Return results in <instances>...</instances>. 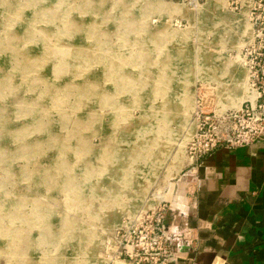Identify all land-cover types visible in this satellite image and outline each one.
<instances>
[{
	"label": "rangeland",
	"instance_id": "1",
	"mask_svg": "<svg viewBox=\"0 0 264 264\" xmlns=\"http://www.w3.org/2000/svg\"><path fill=\"white\" fill-rule=\"evenodd\" d=\"M251 6L0 0V264H125L107 238L185 189L197 111L253 95Z\"/></svg>",
	"mask_w": 264,
	"mask_h": 264
},
{
	"label": "crops",
	"instance_id": "2",
	"mask_svg": "<svg viewBox=\"0 0 264 264\" xmlns=\"http://www.w3.org/2000/svg\"><path fill=\"white\" fill-rule=\"evenodd\" d=\"M185 182L168 215L181 250L173 264H264V136L243 148L219 146Z\"/></svg>",
	"mask_w": 264,
	"mask_h": 264
},
{
	"label": "built area",
	"instance_id": "3",
	"mask_svg": "<svg viewBox=\"0 0 264 264\" xmlns=\"http://www.w3.org/2000/svg\"><path fill=\"white\" fill-rule=\"evenodd\" d=\"M249 21L252 39L242 48L239 58L248 71L256 98L222 114L197 111L196 132L186 148L191 166L219 146L243 148L264 136V0H252ZM173 210L171 201L164 199L155 208L129 218L108 236L109 258L127 264H173L181 257L180 248L173 246L176 238L171 233L176 218H168Z\"/></svg>",
	"mask_w": 264,
	"mask_h": 264
},
{
	"label": "bare ground",
	"instance_id": "4",
	"mask_svg": "<svg viewBox=\"0 0 264 264\" xmlns=\"http://www.w3.org/2000/svg\"><path fill=\"white\" fill-rule=\"evenodd\" d=\"M249 30H251V28ZM255 98H256V92L253 90V95L251 96V98H249V100H254ZM168 199H170V200L172 199L171 201H173L174 200V197H168L166 200H168ZM123 262H125V261L123 260ZM114 264H121V263L115 262ZM125 264H127V263L125 262Z\"/></svg>",
	"mask_w": 264,
	"mask_h": 264
}]
</instances>
